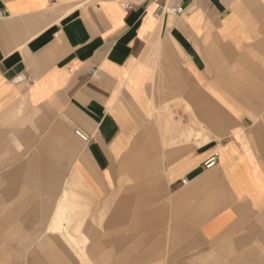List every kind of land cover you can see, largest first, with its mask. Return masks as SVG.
I'll return each instance as SVG.
<instances>
[{"label":"crops","instance_id":"0c3cea01","mask_svg":"<svg viewBox=\"0 0 264 264\" xmlns=\"http://www.w3.org/2000/svg\"><path fill=\"white\" fill-rule=\"evenodd\" d=\"M84 191L141 257L264 264V0H0V253L75 264Z\"/></svg>","mask_w":264,"mask_h":264},{"label":"rangeland","instance_id":"374dc122","mask_svg":"<svg viewBox=\"0 0 264 264\" xmlns=\"http://www.w3.org/2000/svg\"><path fill=\"white\" fill-rule=\"evenodd\" d=\"M3 195V196H2ZM37 195V200L41 199L43 196ZM25 194H0V204L2 206H14L21 204L19 201L23 199ZM50 197V201L46 202L47 205H53L56 200L60 197L59 193L46 194ZM41 197V198H40ZM64 203L70 204L73 206L69 211L72 212L69 215L71 221L70 231L74 236L77 245L75 247L76 252L72 251L68 245L65 247L69 253V259L72 260L75 264H97L96 256L88 253V248L92 242H100L101 251H108L111 254L113 260H120L123 264H189L193 260L198 259L186 255H179L174 257H163V256H152V257H141L139 256L140 250V232L139 226L136 230L131 231L128 226L127 230L124 224L114 223V218L112 217L111 223L109 226V209L106 205L98 207V203L95 198L89 192H68L65 193ZM38 204V202L36 203ZM44 204V203H43ZM10 210H7V213H10ZM114 213V210H112ZM58 216V213L56 214ZM80 231H74L75 228L80 224ZM89 227L93 228L94 231H97L100 235L99 240H95L91 237ZM60 225H53V232L58 231ZM26 233V230H23ZM132 232V234H131ZM137 237V240L130 241V237ZM125 238H128L125 241ZM97 241V242H96ZM29 241H26L28 244ZM85 243V247H83ZM154 243L153 242H148ZM59 241L53 242V264H58V258L60 255L59 252ZM65 244V243H64ZM146 242L143 243L144 248L146 247ZM82 247V248H81ZM145 252V249H144ZM180 253L186 252V250H180ZM14 252L6 251L4 254L0 253V264H10L12 262V255ZM24 260V259H23ZM201 263L203 259L200 258Z\"/></svg>","mask_w":264,"mask_h":264},{"label":"built area","instance_id":"2783aa9c","mask_svg":"<svg viewBox=\"0 0 264 264\" xmlns=\"http://www.w3.org/2000/svg\"><path fill=\"white\" fill-rule=\"evenodd\" d=\"M75 134L81 138L83 141H88L89 137L87 134H85L82 130L80 129H76L75 130ZM217 162V155H213L212 157H210L204 164L203 167L204 168H210L212 166H214Z\"/></svg>","mask_w":264,"mask_h":264},{"label":"water","instance_id":"95a60500","mask_svg":"<svg viewBox=\"0 0 264 264\" xmlns=\"http://www.w3.org/2000/svg\"><path fill=\"white\" fill-rule=\"evenodd\" d=\"M19 68V67H18ZM10 75H11V73H10Z\"/></svg>","mask_w":264,"mask_h":264}]
</instances>
